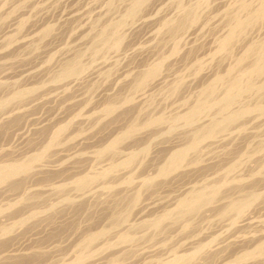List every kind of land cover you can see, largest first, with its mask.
<instances>
[{"label": "rangeland", "instance_id": "374dc122", "mask_svg": "<svg viewBox=\"0 0 264 264\" xmlns=\"http://www.w3.org/2000/svg\"><path fill=\"white\" fill-rule=\"evenodd\" d=\"M261 4L0 0V264H264Z\"/></svg>", "mask_w": 264, "mask_h": 264}, {"label": "bare ground", "instance_id": "6f19581e", "mask_svg": "<svg viewBox=\"0 0 264 264\" xmlns=\"http://www.w3.org/2000/svg\"><path fill=\"white\" fill-rule=\"evenodd\" d=\"M137 3H138V2H137ZM135 4H136V1H135ZM140 5H141V4H140ZM261 5H262V9H264V0H262V4H261ZM138 6H139V5H138ZM246 7H247V6H246ZM246 7H244V8H246ZM259 10H260V9H259ZM259 10H258V11H259ZM132 11H133V10H132ZM134 11H135V10H134ZM254 16H255V15H254ZM257 17H258V16H257ZM244 22H245V21H244ZM251 22H253V21H251ZM250 24H251V23H250ZM238 25H239V27H241V26H243L244 24L241 22V23H239ZM245 25H246V24H245ZM115 28H116V27H115ZM235 29H236V28H235ZM237 29H238V28H237ZM231 33H232V32H231ZM231 33H230V35H231ZM222 44H223V43H222ZM222 46H223V45H222ZM71 70H72V69H71ZM66 72H67V71H66ZM206 92H207V91H206ZM231 120H232V119H231ZM130 131H131V129H130ZM182 156H183V152H178V153H176V154L174 155V157L172 156L173 158H171V159H173V160L175 161V160L179 159V158L182 157ZM173 160H172V161H173ZM17 167H18V166H17ZM0 169H1V168H0ZM15 169H16V168H15ZM10 171H13L12 168H11ZM1 172H2V171H1ZM1 172H0V173H1ZM8 172H9V171H8ZM12 173H13V172H12ZM2 178H5V177H2ZM2 178H1V179H2ZM212 190H213V189H212ZM212 192H213V191H212ZM210 193H211V192H210ZM195 194H196V193H195ZM207 195L209 196V194H207ZM192 199H193V198H192ZM197 199H198V198H197ZM203 199H204V198H203ZM210 199H211V197H210ZM200 200H201V199H200ZM195 201H196V200H195ZM241 201H242V200H241ZM247 201H248V200H247ZM182 202H183V201H182ZM184 202H185V201H184ZM189 202H190V201H189ZM242 202H243V201H242ZM186 203H187V202H186ZM243 205H244V204H243ZM192 206L194 207V205H192ZM241 206H242V205H241ZM246 206H247V205H246ZM246 206H244V207H246ZM187 207H189V206H187ZM195 207H196V206H195ZM230 207H231V206H230ZM244 207H243V208H244ZM186 210H187V209H186ZM190 210H191V209H190ZM166 217H167V216H166ZM157 222H158V221H157ZM91 239H92V238H91ZM260 249H261V248H260ZM260 251H261V250H260ZM180 258H181V257H180Z\"/></svg>", "mask_w": 264, "mask_h": 264}]
</instances>
